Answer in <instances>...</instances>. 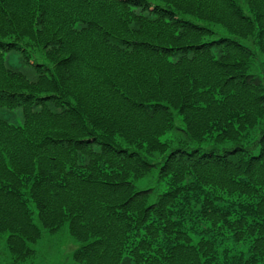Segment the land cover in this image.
<instances>
[{
  "label": "trees",
  "instance_id": "obj_1",
  "mask_svg": "<svg viewBox=\"0 0 264 264\" xmlns=\"http://www.w3.org/2000/svg\"><path fill=\"white\" fill-rule=\"evenodd\" d=\"M65 229L75 264H264V0H0L8 264Z\"/></svg>",
  "mask_w": 264,
  "mask_h": 264
},
{
  "label": "rangeland",
  "instance_id": "obj_2",
  "mask_svg": "<svg viewBox=\"0 0 264 264\" xmlns=\"http://www.w3.org/2000/svg\"><path fill=\"white\" fill-rule=\"evenodd\" d=\"M8 64L11 68L24 72L31 80L36 79V73L31 65L24 62L18 53L8 55ZM2 116L10 123L18 125L22 124L20 111L8 115L2 112ZM169 136L163 137V141ZM158 171H154L151 177L137 183L138 189H144L150 186L158 185ZM163 187L160 193H163ZM6 238L0 236V264H8L11 261V255L6 247ZM81 247L69 234L67 229L57 234L44 233V237L32 248L37 252V256L25 262L26 264H75L73 253ZM24 263V264H25Z\"/></svg>",
  "mask_w": 264,
  "mask_h": 264
}]
</instances>
